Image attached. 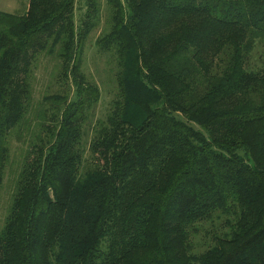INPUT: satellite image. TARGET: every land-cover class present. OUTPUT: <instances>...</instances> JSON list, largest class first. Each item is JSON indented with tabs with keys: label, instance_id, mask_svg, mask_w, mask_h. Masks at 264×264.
Returning a JSON list of instances; mask_svg holds the SVG:
<instances>
[{
	"label": "trees",
	"instance_id": "obj_1",
	"mask_svg": "<svg viewBox=\"0 0 264 264\" xmlns=\"http://www.w3.org/2000/svg\"><path fill=\"white\" fill-rule=\"evenodd\" d=\"M79 2L86 8L76 19ZM115 81L104 117L86 43ZM264 0H29L0 10V264H264ZM58 60L34 105L35 66ZM259 58V56H258ZM264 59V57H263ZM210 228H207V226ZM208 241H196L203 231Z\"/></svg>",
	"mask_w": 264,
	"mask_h": 264
},
{
	"label": "rangeland",
	"instance_id": "obj_2",
	"mask_svg": "<svg viewBox=\"0 0 264 264\" xmlns=\"http://www.w3.org/2000/svg\"><path fill=\"white\" fill-rule=\"evenodd\" d=\"M27 0H0V10L8 11V12H23L22 8L26 4ZM86 5L82 2H79L76 8V19L78 20L79 16L83 13V9L85 10ZM106 24L105 15H103L102 23L99 27L91 33L86 43V55H85V64L93 74L95 79L98 81L101 88V99L97 105L96 116L104 117L109 106L110 101L114 96L115 92V81L113 78L112 71L109 70V65L106 64L105 58L101 57L100 54L96 53V45L95 41L99 34L102 32L104 26ZM261 48H257L255 50V55L252 59L254 61V65H262L264 63L263 55H261ZM259 56V58H258ZM57 58L55 56L46 55L41 56L37 61V65L35 66V74L36 77L34 79V105H44L43 97L47 94L54 92L56 88V84L54 81V73L57 65ZM13 135L10 138V147H11V155L9 159V163L5 170L4 183L0 191V228L3 227L6 215L9 210V206L11 204L15 188H16V180L18 173L21 168V164L23 161V154L30 144V140L28 138L29 134ZM207 228H210L208 225ZM210 238L207 235V232L204 230L199 238H196V241H208Z\"/></svg>",
	"mask_w": 264,
	"mask_h": 264
},
{
	"label": "crops",
	"instance_id": "obj_3",
	"mask_svg": "<svg viewBox=\"0 0 264 264\" xmlns=\"http://www.w3.org/2000/svg\"><path fill=\"white\" fill-rule=\"evenodd\" d=\"M28 6H29V0H27L26 4L23 6L22 11L25 12L28 9ZM23 12H21V13H23Z\"/></svg>",
	"mask_w": 264,
	"mask_h": 264
}]
</instances>
